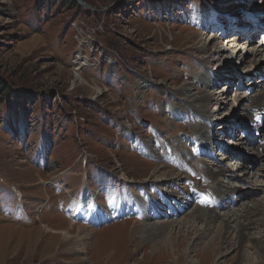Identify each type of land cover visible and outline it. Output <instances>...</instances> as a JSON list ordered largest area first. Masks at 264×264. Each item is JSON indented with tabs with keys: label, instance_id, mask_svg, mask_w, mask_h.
<instances>
[{
	"label": "rangeland",
	"instance_id": "rangeland-1",
	"mask_svg": "<svg viewBox=\"0 0 264 264\" xmlns=\"http://www.w3.org/2000/svg\"><path fill=\"white\" fill-rule=\"evenodd\" d=\"M236 1L0 0V264H187L183 253L195 231L175 239V250L160 247L153 252L152 244L130 237L135 216L99 224L87 223L86 218L88 213L117 214L126 187L140 193L137 187L152 177L154 168H176L169 158L176 145L190 151L187 141L194 123L175 115L173 104L180 97L174 90L195 83L196 72L205 68L200 60L213 62L210 71L222 65L231 80L215 83L220 121L244 114L239 101L256 93L258 88L249 82L264 85V75L254 72L250 80L242 72L252 65L239 63L253 60L252 48H261L264 62V35L255 30L262 21L256 19L247 30H230L234 21L244 27L241 17H234L228 26L230 19L222 13L244 5L242 17L252 22L247 13L253 5L258 6L255 9L264 5V0ZM213 5L225 6L216 25L220 31L191 21L192 10L207 11ZM251 28V37L229 43V38ZM202 45L207 47L204 53L195 49ZM216 49L224 61L234 54L227 61L230 66L220 63ZM243 121V126L252 127L247 118ZM218 134H212L211 143ZM263 136L264 126L255 143L260 145ZM237 137L242 135L234 130L227 134L214 159L201 156L189 163L197 173L187 178V185L194 182L196 191L211 192L213 186L199 171L201 160L216 162L224 155L233 168L236 178L222 181L237 186L239 195L227 198L233 201L229 207L216 208L220 216L264 202V188L247 184L255 169L264 168V159L246 147L238 148ZM146 147L153 153L146 155ZM227 147L228 154L223 152ZM242 168L248 172L246 183H240ZM169 186L175 189L171 182L162 188L169 191ZM76 204L86 209L83 216ZM193 205L174 219L186 222ZM81 227L91 234L82 247L76 244ZM262 229L252 227L247 235L255 237ZM198 244L191 254L195 264H213L220 256L219 264L254 263L241 258L246 246L241 251L215 240L210 247L214 251L204 253V244Z\"/></svg>",
	"mask_w": 264,
	"mask_h": 264
},
{
	"label": "bare ground",
	"instance_id": "bare-ground-1",
	"mask_svg": "<svg viewBox=\"0 0 264 264\" xmlns=\"http://www.w3.org/2000/svg\"><path fill=\"white\" fill-rule=\"evenodd\" d=\"M225 1L228 3L234 2L235 0ZM241 1L237 0L236 2L239 4ZM243 1L242 2L246 4L251 2V0ZM256 7L258 6L253 5V11H250V14L247 13L249 17L253 18L252 22L249 18H247V16L242 17L246 14L244 12V5L238 8L241 9L244 13L242 12L240 14L237 9L235 11L231 10L229 13L222 14L226 19H230L227 23L228 26L231 21H233L234 17H241L240 19H238L240 21V24L244 27L241 28L237 26L234 21L231 25L230 30L232 28H234V30H236V28H241L240 30H247V28H249L256 19L261 18L262 23H260L259 19L258 23L256 24L255 30H257L258 32H262L261 34L264 35V5H262L258 9H255ZM223 8H225V6L218 5H213L212 9L207 11L204 9L202 10L200 8H195L194 10H192L190 19L191 21H193V23L199 26L206 27V25H208L212 26V28H215V31H220L219 29H217L219 27L216 25L218 24V22H220L219 18L221 17V14H219V11ZM234 24L236 26H234ZM253 29L254 28H251L249 32L245 31V35L239 32L238 35L229 38V43L236 45L238 43V40H240L242 36L251 37ZM224 31L225 33L227 32L226 29L223 30V32ZM215 39L216 37H213L212 40ZM195 49L200 53H204L206 52L207 47H205V45H202L199 48ZM260 49L252 48L250 51L251 53L249 52V54L253 60L241 61L239 63L244 66V64L249 61V64L252 65L251 69L242 72V74H244L246 78L250 77V80L253 79L252 74L254 72H257L258 76L264 75V62L262 61V51ZM221 53V50H217L215 52V54H218L217 59L220 60L221 64L228 63L227 61H231L234 57V54H231L224 61V58L220 55ZM237 60L239 61L238 58ZM200 63L202 64V67L204 66L205 68L202 69V71L196 72L195 83L182 84L174 90L175 96L180 97L178 102L173 104V111L175 115L180 119H185L191 123H194L191 136L187 135V146L191 147L190 151L185 152L179 145L175 146L171 154L165 150L167 155L166 157L168 158V155L170 154L169 158L172 159L170 161L173 162V165L175 167L177 166L176 168L165 170V166H157L153 169L152 177L145 180V182L143 184H140L138 187L136 186L141 194L138 192L132 193L129 188L126 187V191L123 193L125 198L121 201L120 210L117 214L111 213L107 216L105 215V217L94 215L95 217H93L90 213H88L86 222L90 223V221H92L99 224L102 222L105 223L108 220L110 221L111 219L113 220L114 218H117L119 216H135L138 219L130 227V237L141 238L144 244H152L153 252H157L160 247L168 248L170 251H173L176 247L174 244L175 239L181 237L182 235V237L191 236L195 231V239L192 241V243L190 242V244L187 245V248L184 249L183 253V257L187 264H195L194 258L191 254L196 251L197 245H199L198 242L204 244L202 249L203 252L209 253V250L214 251L213 249H210V247L215 242V240H219L221 246L229 243L233 245L235 249L241 248V251H243L242 247L246 246L245 248L247 251H243L241 253V258H244V260L248 261L253 260V264H264V202L259 201L253 204L250 208H240L221 216L219 213H217V211H215L216 208L221 209L224 207H229L230 203L233 201L230 202V200H227V198L231 196L234 199V196L239 195V191L236 189L237 186H226L222 181V179L232 180L233 177L236 178L233 168H231L230 165H228L226 162L227 158L223 155L216 162L212 161L211 163H207L206 161L201 160V162L198 163V166L200 168L199 171L201 174H203L202 176H204L203 179L206 180V178H208V180L212 181L213 183V186L211 188V195H213L212 199L205 196L202 188L201 193H196L190 185H187V178L190 179L192 177V172L194 170L189 165V163L196 160L200 156H207L210 159H214L215 153L220 151V144H223V142L225 141L224 139L227 138V134H232L233 130L235 134L237 132L240 133L242 131L249 130L248 127L246 128V126H243L245 125L243 121L245 118L249 120V123H255L256 126L250 139L244 136L237 137L238 148L244 149V147H246V151L253 152L259 159H264V136L261 140L263 145L262 143L258 145L254 141H250L251 139H255V135L257 132L258 135L260 134L262 126H264V123L261 126H257V124H260L264 118V85L259 88V86H257V81L252 83L249 82V86H254V88L258 89L256 90V93L254 95H251L249 97H246L245 95L244 100L241 99V101H239L241 103V112H243L244 114L242 116L239 115L238 118H233V120H230V118L229 120H227V122L222 120L220 121V99L218 98L217 93L214 92V88L218 86L215 83L222 82L230 84L231 80L226 76L227 74L224 73L225 68L222 67V65L216 66L214 64V68H212V70L210 71L209 67L213 64L212 61L208 62L200 60ZM225 66H227V64ZM228 66H230L229 63ZM75 72L77 73L78 71ZM214 76L217 77L216 81H213ZM243 83H245V81ZM196 85H199V87L201 86V89L198 90L195 87ZM246 86H248V84ZM225 87L226 86L222 88V96L224 95V92L226 90ZM212 106L214 109L212 108ZM233 110L234 108L232 109V111ZM233 117H235V114ZM214 132H217L219 134L218 136H216V141L211 143L210 141ZM178 144L181 143L178 142ZM224 149V153L228 154L230 152L229 147ZM149 151L153 153V150H151L149 147H146L145 154L147 155V152ZM151 153H149V155H151ZM237 153L241 155L240 152ZM167 158L160 157V160H167ZM260 166L262 167V165ZM242 170V178L240 179V183L248 182L249 178L250 182H248L247 184L251 185L250 187L252 189L254 187L256 189L257 187L264 188V168L255 169L252 177L248 178L247 170H245L244 168H242ZM195 172L196 171L194 170V175ZM240 176L241 175H239V177ZM255 177L262 179L261 184H259L255 180ZM246 179L248 181H246ZM170 182L173 184V187L175 183V189H172L171 186L168 187V190L170 189L169 191L162 188V186H168ZM177 183L185 184L187 186L186 190L177 185ZM52 184L54 186H58L59 182L54 180ZM136 187H133L134 191H136ZM239 199H241V197H239L238 200ZM192 202H194L195 205H193L194 207L188 213L189 219L186 222H183L182 220L177 221L176 219H174L179 214H182ZM70 208L72 209V206H70ZM82 208L83 207H80V205L76 204V210L79 209V212H81V216H83L84 214L83 211L86 210H83ZM197 222L201 224V228L199 229L196 227ZM255 226L257 228L263 229L260 230L255 237H249L247 235V232ZM174 228H177V232L173 231ZM44 229H46V227H44ZM78 229L79 233L82 235L77 236L76 244L82 247L91 237V234L89 230L83 227ZM174 235L176 237H174ZM182 243L184 244V241ZM250 249L253 250L251 253L249 252ZM221 258V256L217 257L214 260L213 264H219L218 262Z\"/></svg>",
	"mask_w": 264,
	"mask_h": 264
},
{
	"label": "water",
	"instance_id": "water-1",
	"mask_svg": "<svg viewBox=\"0 0 264 264\" xmlns=\"http://www.w3.org/2000/svg\"><path fill=\"white\" fill-rule=\"evenodd\" d=\"M82 4V3H81ZM85 6V4H83ZM87 7V6H86Z\"/></svg>",
	"mask_w": 264,
	"mask_h": 264
},
{
	"label": "trees",
	"instance_id": "trees-1",
	"mask_svg": "<svg viewBox=\"0 0 264 264\" xmlns=\"http://www.w3.org/2000/svg\"><path fill=\"white\" fill-rule=\"evenodd\" d=\"M2 88H0V90H1Z\"/></svg>",
	"mask_w": 264,
	"mask_h": 264
}]
</instances>
